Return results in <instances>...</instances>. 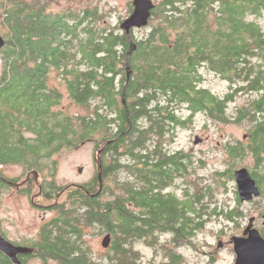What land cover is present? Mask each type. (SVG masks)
Here are the masks:
<instances>
[{
    "label": "trees",
    "instance_id": "16d2710c",
    "mask_svg": "<svg viewBox=\"0 0 264 264\" xmlns=\"http://www.w3.org/2000/svg\"><path fill=\"white\" fill-rule=\"evenodd\" d=\"M41 2H0V26L6 31L0 51V166L41 169L62 147L79 146L98 136V145L103 146L117 139L107 147L111 163L106 169L113 175L126 168L133 179L117 180L116 193L110 191L112 198L100 205L86 192L95 193L93 185L85 192L77 190L58 225L79 237L76 252L65 242L48 247L64 254L65 264H144L134 244L149 236L156 238V244L159 241L158 234L145 230L149 199L144 188L161 182L167 186L193 167L189 154L172 151L167 144L177 127L196 113L220 123L246 124L247 140L226 146L230 166L250 159L255 175L260 176L258 169L264 172V118L259 116L264 94H257L264 89V30L259 21L264 0H158L149 26L139 30L145 32L141 39L106 25L97 8L53 13ZM133 43L136 50L128 57ZM127 63L132 71L129 81ZM203 71L226 81L229 92L218 96L207 89ZM53 73L58 82L54 86ZM237 96L244 103L229 114ZM73 106L86 114L71 115ZM182 107L191 113L188 120L180 115ZM148 156L153 161L152 177L145 175ZM225 177L231 181L233 174L215 172L219 181ZM200 181L194 195L196 233L210 216L234 221L235 210L208 211V203H216V186ZM192 184L193 177L186 185ZM186 197L180 203L176 198L166 197L165 203L156 198L151 216L156 221L163 218L165 225L173 223L176 208L181 206L183 212L193 206L189 192ZM181 218L184 228L183 214ZM96 227L112 236L113 254L106 263L95 260L82 241ZM196 233H179L180 245ZM163 254L168 264H181L182 256L172 250L164 248Z\"/></svg>",
    "mask_w": 264,
    "mask_h": 264
},
{
    "label": "rangeland",
    "instance_id": "374dc122",
    "mask_svg": "<svg viewBox=\"0 0 264 264\" xmlns=\"http://www.w3.org/2000/svg\"><path fill=\"white\" fill-rule=\"evenodd\" d=\"M2 0H0L1 2ZM30 2H44L48 5V9L53 13L66 12L73 10L97 8L99 12L104 13V20L106 25H111L118 30H121L120 24L123 20L130 16L133 0H27ZM41 2V3H42ZM261 26L264 30V14L259 18ZM5 29L0 26V35L5 36ZM134 37L141 39L144 31L134 32ZM51 79L52 85H57L56 73ZM204 82L203 85L212 93L218 96H224L229 92V85L222 80L215 73L203 71ZM65 104L68 101L65 99ZM244 98L237 96L233 103L229 106V114H233L238 106H242ZM71 115H85L86 110L73 106L69 109ZM180 115L188 120L191 116L190 111L186 107L180 109ZM248 126L244 123L231 122L228 124L220 123L219 121L209 119L203 113H196L187 121L186 125L177 127L174 131L173 139L168 142L172 151H183L189 154L193 161L194 170L193 177L197 182L201 179V184L209 185L211 188L215 185L216 203H208V211L212 213L213 209L217 208L220 212L221 208L225 211L235 209L237 217L235 221L231 222L223 215L217 217L210 216L206 226L196 233L194 238V246H179L173 252L181 257V264H235L236 255L233 251V246L229 244L231 239L241 234V227L248 226L250 215L260 218V225L264 222V201H260L261 206H243L236 203L237 190L235 180L225 179L219 181L215 178V172L218 170L226 171L228 168V159L226 156L225 147L228 143H236L237 141L245 142L248 138ZM199 136L203 141L195 145V139ZM245 136H247L245 138ZM101 141V136L96 140L87 141L75 147H62L56 154H52L43 163L41 170L42 179L50 186L52 183L56 186L57 192L71 184H84L91 181L96 174V148ZM230 166V165H229ZM252 166V167H251ZM246 167L253 169V163L250 159L238 162L235 168ZM27 167L20 164H7L5 168H0V172H4L5 176L15 181L22 182L25 180L24 174ZM83 168L80 173L79 169ZM30 169V168H29ZM254 170V169H253ZM257 172L262 175L261 181L264 182V172L260 169ZM125 171H121L119 176H125ZM264 185V184H263ZM59 186V187H57ZM34 191L38 189L33 185ZM214 189V188H213ZM112 198L107 195L103 201H108ZM69 199L66 204H68ZM34 215V209L31 208L30 202L26 197L20 196V192L14 188L0 185V220L5 217L14 219L13 216L19 214ZM241 213V214H240ZM52 215H48V218ZM55 216V215H54ZM53 216V217H54ZM264 224V223H263ZM33 226H39V219L32 223ZM264 228V226H263ZM89 230V235H86L85 241L89 245L94 258L98 262L106 263L111 258L109 253L102 246L104 237L107 235L103 233L98 227ZM223 242V247L218 248V243ZM158 244H153L156 248L151 247L150 244L142 241H137L134 244V250L139 253L142 263L144 264H168L164 260L163 253L159 248L164 243L160 240ZM34 264H42L40 261Z\"/></svg>",
    "mask_w": 264,
    "mask_h": 264
},
{
    "label": "flooded vegetation",
    "instance_id": "af4514ba",
    "mask_svg": "<svg viewBox=\"0 0 264 264\" xmlns=\"http://www.w3.org/2000/svg\"><path fill=\"white\" fill-rule=\"evenodd\" d=\"M0 11L2 10L0 9ZM132 11H133V6L130 10V14L132 13ZM139 30H142V29H135L133 31V34L134 32L139 31ZM122 32L124 33V31ZM257 94L259 97L262 96L264 94V89H260V91ZM259 116L261 118H264V111H262L261 108H260ZM246 137L247 136H245V138ZM229 144L230 143H228L227 145ZM108 146L106 144L104 146L101 144L97 145V148H96L97 153L100 150H102L104 147H105V150L103 151L101 155H97L96 153L95 161H96L97 170H96V174L94 178L91 181H88L84 184H78V185L76 184V186H69V187L67 186L68 188L65 187L58 192H57V189H55L56 187L55 186L53 187L54 185L53 182L49 183L51 184L50 186H48V184L44 182V180L41 178L42 172L38 168L32 167L30 169L29 168L25 169L24 174L26 175V178L22 182L26 181V183L20 186L19 188H14L13 186L7 184L3 179H7L10 181H14V182L15 180L5 176L4 172H0V185L5 186V187L14 188L18 192H20V196L26 197L28 199V202H30L31 208L34 209V213H35L34 215H30V214L25 215L23 214V212H21V214H19L18 216H13L14 219L5 217L3 220H0V234L3 237V239L7 243L12 244L13 246L17 248L25 249V251H27V253L18 254L17 256L18 263L16 264H34L37 261H40L42 264H65L64 254H61L59 252H54L48 246H50L53 243L65 242L67 245L70 244L73 247V250H75L76 252L75 243L79 239V237H77L74 234V231L72 229L58 226L59 224L63 222V217L66 215V213L63 211H64V208L66 207V203L68 199L70 198L69 199L70 201L71 200L74 201L76 197L78 196V193L76 192L77 190H82L85 192L86 188L88 189V186L93 185V187H96V191L93 194H97L96 197L94 198L95 200H97L96 203L100 205L101 202L103 201V198L109 195L110 191H112V193H116L117 180L127 178V177H129L130 180L133 179L132 174L128 170H126V168L120 169L118 173H115L113 175H110L111 173H108V169L106 168L111 163V161L108 160V153H107ZM226 146L224 147H225L226 156L229 162L228 168H227L228 175L233 174L232 180H235V172L237 170H240L246 167H240L237 169L235 168V166L233 168L229 166L231 163V156L228 152V149H226ZM99 158H101V163H102L101 171H99L98 163H97V159L99 160ZM126 160H128V158H126ZM146 160H147V163H146L145 175L147 177H152L153 176V171H152L153 161L151 157L149 156L147 157ZM6 166L7 164H2L0 168H5ZM163 169L164 168L162 167L160 172H161V175L164 177ZM247 169L250 171L253 178L257 181V184L262 191V196L260 198H255L252 201L241 202L240 196L238 194V189H237L235 191L236 203L241 204L243 206L258 207L259 205L260 207L261 206L260 201L262 200L264 201V185L260 182V179H259V177L261 176L258 177L257 175H255V170H252L250 168H247ZM121 171H125L126 175L120 177L119 173ZM35 172L38 174V184L35 181V174H34ZM99 172L102 173V181H103L102 190H100L101 182L99 180ZM193 173H194V170L191 169V167H189L186 173H183L182 177L179 176L176 180H174L173 182H170L169 185L165 186L164 183L161 182L158 187H153V186L150 187L148 185L143 190L145 192V195L149 199V202L147 203V207H145L146 208L145 213H147V215H145V223L147 225V228L145 230L150 235L158 234L159 235L158 239L160 240V242L167 245V246L163 245L162 247L159 248L160 252L162 253L164 252V248H167L169 250H175L177 247L181 246L180 245L181 239L178 235L179 233H182V232L191 233V234L196 233V230H195L196 229V220H195L196 211L194 210L196 206V203L194 201V195H196V181L193 177ZM192 177H193V184L191 186L186 185V183H188V181ZM22 182L17 181V183H22ZM151 182H152L151 179L149 178L146 179L147 184H150ZM33 185H35L36 188L38 189L36 192L34 191L35 189L33 188ZM77 186H80L83 188H79ZM130 192L131 194L134 193L133 185H130ZM188 192L190 193V198L193 199V206L191 205V209L189 207H185L183 209V212H181V208H182L181 206L176 208V211H174L175 221L173 223L165 225L163 218L156 221L151 216V213L153 211V206L156 205L153 200H156V198H159V200L164 203L166 201V197L173 198V199L176 198L177 199L176 201L180 203V201H187L186 194ZM130 205H131L130 207L133 208V204L131 203ZM163 207L160 208L162 209V213L164 212ZM229 210H235V209H229ZM182 214L184 215L185 223H186V226L184 228H182L181 226ZM48 215H52V216L48 218ZM251 215L249 216L250 217L249 224H250L251 219H254V222H253L254 229L258 230L260 235L264 239V228H263L264 222H262L260 225L261 217L259 216L260 217L259 218V217H255ZM38 219L40 221V225L33 226L32 223ZM229 221L231 220L229 219ZM234 221H231V222H234ZM248 226L242 225L241 234L235 237H243L245 230L247 229ZM87 234L89 235V231H87ZM106 234L108 235L110 233H106ZM85 238L86 236L82 238L83 244L86 243L87 247L90 250L91 256L94 258L89 245L85 241ZM155 239L156 238L149 236L147 240L142 241V242L144 243L148 242L151 247L156 248L153 245V244H156ZM193 242H194V237L185 239L184 246L192 247L194 246ZM229 244L233 246V251H234V245L231 243V241L229 242ZM110 247L106 250L109 251V253L113 254V252L110 251ZM167 258H169V256ZM94 259L97 260L96 258ZM0 264H15V263L7 254H5L4 252H0Z\"/></svg>",
    "mask_w": 264,
    "mask_h": 264
},
{
    "label": "water",
    "instance_id": "95a60500",
    "mask_svg": "<svg viewBox=\"0 0 264 264\" xmlns=\"http://www.w3.org/2000/svg\"><path fill=\"white\" fill-rule=\"evenodd\" d=\"M157 1L158 0H133L132 13L120 25L121 30L124 31L127 37L131 38L133 31L135 29H143L149 26V23L153 15V11L156 9ZM5 44H6L5 38L2 35H0V51L3 49ZM134 50H136L135 43H133L128 53V57H130L133 54ZM0 70H1V59H0ZM126 72H127L126 73L127 81H129L132 75V71L129 63H127ZM123 102L126 105L125 94H124ZM116 140L117 139L108 141L106 145L108 146ZM202 141L203 140L199 136H197L195 139V145L202 143ZM104 150L105 147L102 150H100L97 153V155H101ZM97 163H98L99 171H101L102 170L101 158H99V160L97 159ZM82 171L83 168H80L79 172L81 173ZM34 174H35V181L38 184V174L36 172ZM3 180L7 184L13 186L14 188H19L20 186L26 183V181L22 183H17L7 179H3ZM99 180L101 182L100 190H102L103 181H102L101 172H99ZM235 181L241 202L252 201L255 198H260L262 196V191L258 186L257 181L253 178V176L251 175L250 171L247 168H243L235 172ZM69 186H76V185L71 184L68 185V187ZM77 187L83 188L80 186ZM87 193L93 198L96 197L97 195V194L91 195L88 191ZM253 222L254 219H251L250 224L245 230L243 237H233L231 239V243L234 245V251L236 254L235 264H264V239L260 235L259 231L254 229ZM111 244H112V236L108 234L104 237L102 246L103 248L108 249L111 246ZM218 247L222 248L223 242H219ZM0 252H4L5 254H7L15 264L18 263L17 256L19 253H27L25 249H20L13 246L12 244L7 243L3 239L1 234H0Z\"/></svg>",
    "mask_w": 264,
    "mask_h": 264
}]
</instances>
